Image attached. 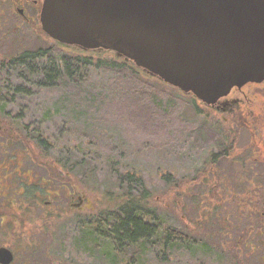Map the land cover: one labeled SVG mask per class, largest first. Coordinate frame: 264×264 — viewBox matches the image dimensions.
<instances>
[{
  "label": "rangeland",
  "instance_id": "obj_1",
  "mask_svg": "<svg viewBox=\"0 0 264 264\" xmlns=\"http://www.w3.org/2000/svg\"><path fill=\"white\" fill-rule=\"evenodd\" d=\"M8 20L17 22L15 15H8ZM50 42L43 34L37 38L25 31L23 39H14L9 49L46 47ZM97 53L101 60L115 57L103 50ZM173 90L176 97L170 100L168 129L152 126L139 132L124 130L125 136L130 133L136 154L134 164L140 173L137 181L127 180L123 170L115 164L112 168L100 155L85 156L76 149L80 141L60 130L64 117L55 113L54 108L49 116L43 115L41 108L54 107V95L16 96L13 103L5 106V111L18 113L24 123H37L45 137L52 136L59 145L55 155L49 152L44 158L35 144L26 150L21 140L4 137L7 120L0 121V246L14 252L12 264H106L99 253L90 251L88 240L82 238L78 220L87 217L70 211V193L84 194L86 204L93 208L87 211L91 216L90 212L95 215L115 210L125 200L127 191L139 195L143 189L148 207L165 224L185 231L190 239L201 240L208 249L207 255L197 251L195 256L171 264H198L200 258L204 264H264L260 260L264 254L260 243L264 234H254L252 242L256 248L251 251L247 244L250 238H246L247 221L241 208H237L247 202L245 190H255L257 179L248 174L238 177L226 165L217 168L224 179L211 177L206 166V138L192 132L195 125L201 127L204 109L190 95ZM40 117L45 120L40 121ZM183 127L188 129L182 132L183 139L176 140L175 152L167 151L172 150L169 148L175 146V141L167 147L162 142L166 136L177 135ZM180 151L185 154L178 155ZM52 156H61L72 170L59 168L52 162ZM48 197L57 201L59 207L45 206ZM252 197L257 201L254 192ZM257 225L258 222L254 223L252 228ZM146 264L159 263L152 259Z\"/></svg>",
  "mask_w": 264,
  "mask_h": 264
},
{
  "label": "trees",
  "instance_id": "obj_2",
  "mask_svg": "<svg viewBox=\"0 0 264 264\" xmlns=\"http://www.w3.org/2000/svg\"><path fill=\"white\" fill-rule=\"evenodd\" d=\"M59 46L25 49L9 58L10 83L5 85V73L0 79V115L5 112L7 104L16 100V96L27 98L42 93L47 98L54 95V107H43L42 113L49 116L52 108L55 113H61L64 121L60 130L73 134L80 141L81 145L75 146L76 149L85 156L100 155L111 167L117 165L127 180L138 179L140 173L134 164L136 154L131 147L130 133L125 136L124 130L129 128V132L130 129L139 132L152 126L168 129L170 100L176 97L174 87L172 89L150 77L125 59L101 60L97 53L99 49L84 51ZM9 119L6 118L4 133L1 131L4 137L21 140L26 150L35 144L44 158L49 152L55 155L59 149L56 139L45 137L44 131L36 127L37 123L27 124L19 117ZM43 120L45 118L40 117V121ZM201 128H198L199 134H203ZM186 129H178L179 133L173 137L166 136L162 146L167 147L175 141V146L169 148L173 151L167 149L174 153L176 140L183 139L182 132ZM192 129H197V125ZM184 154L183 151L178 153ZM52 158V162L62 170H72L71 164L61 156ZM142 191L139 195L127 191L125 200L115 210L103 213L112 222L110 225L107 222L109 229H106L107 241L103 247L107 249L105 254L111 264H146L152 259L155 263L171 264L195 256L197 251L207 255L208 249L201 240L184 239L172 226L167 230V224L148 207L147 193L144 189ZM252 193L251 190L246 191L249 202ZM85 229L87 233L82 232L81 237L91 238L93 246L99 233L92 228ZM127 252H131L130 258L126 257ZM196 263L205 262L200 258Z\"/></svg>",
  "mask_w": 264,
  "mask_h": 264
},
{
  "label": "water",
  "instance_id": "obj_3",
  "mask_svg": "<svg viewBox=\"0 0 264 264\" xmlns=\"http://www.w3.org/2000/svg\"><path fill=\"white\" fill-rule=\"evenodd\" d=\"M61 46L114 53L207 104L264 79V0H43ZM14 252L0 246V264Z\"/></svg>",
  "mask_w": 264,
  "mask_h": 264
},
{
  "label": "flooded vegetation",
  "instance_id": "obj_4",
  "mask_svg": "<svg viewBox=\"0 0 264 264\" xmlns=\"http://www.w3.org/2000/svg\"><path fill=\"white\" fill-rule=\"evenodd\" d=\"M42 3L43 0H0V79L3 78L2 74L5 73V85L10 83L11 65L8 63L9 58L28 49L25 47L18 48L16 51L15 48L9 49L14 39H23L25 31H29L37 38H40V35L43 34L51 40L48 45L57 47L55 44L58 43L53 42L41 28L39 18ZM8 15H15L16 24L8 20ZM38 47L42 46L35 48ZM192 98L197 101L193 96ZM199 103L204 109V113L201 114L203 116L201 131L207 144V172L213 178L216 175L215 177L224 179V175H219V169L217 168L226 165L231 167L232 172L238 177H246V174H248L257 179V183L254 185L255 190H252V192H255L257 201H254V197H252L250 203H248L245 190V198H243L247 202L237 206V208H241L242 216L247 221L246 238H250L247 244L250 250L254 251L256 247L252 242V237L256 233L259 235L264 234V79L258 82L248 81L241 86H234L225 96L216 99L213 104L200 101ZM18 115V113L14 115L6 110L0 115V121L2 118L14 119L19 117ZM194 131L195 134L199 132L198 128ZM194 131L192 130L193 133ZM70 194V211H78L80 215L87 217L78 220L82 232L86 234L87 230L85 228H92L94 232L99 233V238L94 241L93 246L91 245V238L88 240L90 244L88 248L90 251L99 253L103 263L106 261V264H111L105 254L107 249L103 248L107 241L106 229H109L107 224L109 222V225L112 224L111 219L106 218L103 212H98L95 215L90 212L91 216H89L90 214L87 211H93V208L86 204L84 194ZM44 205L50 208L55 206V209L59 207L57 201L52 200L50 197L44 200ZM214 209L217 210V207H214ZM257 222V228H252V225ZM145 223L148 224V222ZM149 225L152 226V224ZM166 229L169 230L170 226L167 225ZM178 231L182 238L188 239L189 235L185 231L180 229ZM84 236L90 237V235ZM260 243L264 249V237ZM257 249L261 250V248ZM130 253L127 252L126 257ZM126 257L123 258L126 259ZM256 257L260 258L258 255ZM260 260H264V254H262Z\"/></svg>",
  "mask_w": 264,
  "mask_h": 264
}]
</instances>
